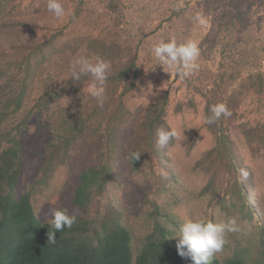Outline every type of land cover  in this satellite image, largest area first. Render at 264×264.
<instances>
[{
	"label": "trees",
	"instance_id": "1",
	"mask_svg": "<svg viewBox=\"0 0 264 264\" xmlns=\"http://www.w3.org/2000/svg\"><path fill=\"white\" fill-rule=\"evenodd\" d=\"M61 1L66 15L56 25L0 23V264H192L176 248L182 222L174 205L185 190L172 151L178 140L161 147L156 136L161 127H187L186 115L201 122L186 134L185 155L203 138L209 144L193 167L205 177L196 192L209 197L204 221L215 223L219 206L237 225L254 223L246 249L259 252L253 264H264L262 213L251 205L256 176L264 175V0L259 7L255 0ZM42 2L0 0V19L47 10ZM197 12L206 26L193 20ZM173 38L198 43L199 68L189 76L162 68L152 55L154 43ZM79 57L109 63L102 107L88 92L90 74L72 78ZM151 75L165 86L144 99ZM182 86L185 100L172 101ZM218 103L231 116L206 123ZM242 105L250 110L237 113ZM32 119L49 139L33 180L23 183L21 135ZM132 152L140 159L133 162ZM80 155L90 164L72 189L75 223L48 244L51 220H41L34 204ZM120 165L129 185L144 188L135 213L118 203ZM208 264L249 263L232 256Z\"/></svg>",
	"mask_w": 264,
	"mask_h": 264
},
{
	"label": "rangeland",
	"instance_id": "2",
	"mask_svg": "<svg viewBox=\"0 0 264 264\" xmlns=\"http://www.w3.org/2000/svg\"><path fill=\"white\" fill-rule=\"evenodd\" d=\"M62 2V1H61ZM255 7H259L260 0H255ZM47 4V0H43L41 6ZM64 17L56 18L53 13L47 10L32 11L31 13L21 12L17 15L10 17H3L0 19V23H6L10 21L17 22H29L35 24H44L46 26H53L61 23ZM264 22V19L262 20ZM206 56V54H204ZM151 84L153 86V92L157 93L162 89L165 84L158 75L148 76L143 80L144 91L147 90V86ZM178 84V82L176 83ZM158 90V91H157ZM144 93V92H143ZM185 89L184 86L181 87L179 93L173 94L171 100L174 102L185 100ZM144 99L149 96L144 93ZM250 110L246 105H242L237 108V113H245ZM185 120L187 121V127H174L178 133L177 144L172 150L175 154V164L176 168L180 171V177L184 181L185 190L179 192V195L183 197L181 203L174 205V213L183 223L189 220H206L203 218V210L206 203L209 201V197L198 198L196 197V192L205 183V177L198 171L193 170L195 162L200 158V154L209 147L208 140L203 138L197 144V146L190 152L189 155H185V139L186 134L196 129V126L200 124L201 120L195 115H186ZM37 121L32 119L29 122L28 127L25 128L21 135V141L25 152V165L26 170L23 173V183L30 182L33 180V176L36 172V167L40 161V157L43 151V145L48 141L49 134L45 131H39L36 127ZM90 164L89 158L76 156L72 162L65 167H62L55 174L51 181V187L44 193L40 195L34 204L36 213L38 217L47 221L52 217L49 215L50 209L55 208L59 210H67L72 213L74 209L71 208V193L76 182V174L80 172L84 167ZM121 166V165H120ZM119 180L124 184L123 190L118 195L119 205L125 210L130 212L136 211L139 206L141 194L144 188L139 186L129 185L127 176L122 171V166L118 168ZM254 198L253 210H261V218H259L258 223L264 226V175L258 174L256 176V188L252 194ZM219 197H223L222 194ZM225 204L228 205L227 197H225ZM209 210H207L208 212ZM214 217L215 223L227 222L229 219H235L229 217L226 219V214L222 213L219 206L214 207ZM237 215V214H236ZM209 219V218H207ZM236 220V219H235ZM238 220H236L237 222ZM238 224V223H237ZM245 225V226H244ZM239 231L230 232L226 234V244L223 250L213 254L209 260L218 259L220 262L224 261L226 258L241 257L246 261V263L253 264L255 259H259V252L254 248L250 255V252L246 249L248 248V243L253 240L252 237L255 235L254 223L252 225L248 223H243L237 225ZM245 227V228H244ZM247 227V228H246ZM248 251V252H247ZM254 259V260H252ZM208 260V261H209Z\"/></svg>",
	"mask_w": 264,
	"mask_h": 264
},
{
	"label": "clouds",
	"instance_id": "3",
	"mask_svg": "<svg viewBox=\"0 0 264 264\" xmlns=\"http://www.w3.org/2000/svg\"><path fill=\"white\" fill-rule=\"evenodd\" d=\"M47 9L54 14L56 18L66 15L65 7L61 0H47ZM193 20L201 26H206L207 18L200 12H197ZM152 55L163 68L166 67L175 71L182 77L193 74L199 68L197 60L200 56L198 43L192 39H187L182 43H177L173 38L167 42L163 39L151 46ZM109 69V63L97 59L92 63L85 57L75 59L71 64L72 78L79 80L81 74H90L92 80L88 87V92L99 106H103L105 100L106 72ZM143 91V90H142ZM158 91V90H157ZM144 93L154 95L153 86L149 84ZM211 115L207 117L206 123L211 124L219 120L222 116H231V112L224 103H218L210 108ZM157 143L161 147L169 145L170 141L178 137L175 130H168L163 127L157 129ZM132 161L140 159L139 152L130 154ZM242 175L247 176V172ZM49 215L52 217L50 227L47 233V243L55 244V234L63 231L65 228H71L76 220V212L70 215L67 210L50 209ZM239 231L235 219H229L227 222L213 223L203 220H189L178 229V243L176 244L177 253L182 258H190L192 264H208L209 258L223 250L226 244V234Z\"/></svg>",
	"mask_w": 264,
	"mask_h": 264
}]
</instances>
